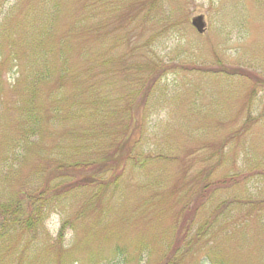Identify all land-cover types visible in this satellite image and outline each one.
<instances>
[{
	"label": "rangeland",
	"instance_id": "1",
	"mask_svg": "<svg viewBox=\"0 0 264 264\" xmlns=\"http://www.w3.org/2000/svg\"><path fill=\"white\" fill-rule=\"evenodd\" d=\"M45 62L41 134L21 142L17 106ZM62 62L76 81L58 90ZM91 82L109 114L48 120L56 93L81 102ZM127 104L148 114L144 163L110 155L104 194L69 189L34 231L14 226L8 207L49 179L38 168L62 147L95 154V137L111 147ZM183 251L178 264H264V0H0V264H170Z\"/></svg>",
	"mask_w": 264,
	"mask_h": 264
},
{
	"label": "trees",
	"instance_id": "2",
	"mask_svg": "<svg viewBox=\"0 0 264 264\" xmlns=\"http://www.w3.org/2000/svg\"><path fill=\"white\" fill-rule=\"evenodd\" d=\"M46 64L47 63L45 62L40 75L33 76L29 88L30 92H28L27 97L24 98L25 104L17 106L18 108L20 107L19 109L23 110L19 112L21 119L19 118L18 121L21 125V130L19 131L21 142H29L32 138H36L37 140L38 135L41 134V117L37 111L38 106H35V91L36 85L39 84V82L44 80L47 81L50 78V71ZM56 74L55 83L58 90L61 89L66 82L73 84L76 81V79H74V74L65 62H62L56 69ZM76 75L79 74L76 73ZM80 75L83 77V74L80 73ZM83 91L86 98L81 102L73 100V96H71L69 100H66L60 92L56 93L53 102H51L52 104L50 106L48 120L50 122L60 121L58 120L59 118L65 120L70 116H74L75 113L78 114V117H83L85 120H94L95 118L97 119V117H103L110 113L106 104V92L101 90V87L98 84L92 83L91 85L86 86ZM75 95L81 97L80 93H75ZM140 103L141 106H147L146 98L141 97ZM130 106V104H127L124 106L126 108L123 109V111L126 112V122L124 124V130L120 133V135L122 134V138L119 141H115L111 147H106V143H103L102 137H95V142H98L95 146V154L90 155L91 153H88L87 150H85L86 152L81 154V156L78 155L79 157H73L72 154L67 153L70 152V149L62 147L60 148L59 157L51 160L50 163L52 167L49 163L38 168L36 172L37 176H39V172L44 171L47 172L49 179H46L43 182H40L37 178L34 179V182L30 183L28 186L29 191L23 193V196L20 197L21 200L26 201V204L22 205L20 201H17L8 207L9 211H12L11 215L13 216V220L11 223L14 226L23 231H34L42 224L50 207H52L55 202L60 201L65 197L63 195L65 192H68L69 189L78 190L97 185L99 186V189L94 196L97 197L104 194L109 185L117 183L116 178L114 182L110 176L114 172L115 166H107L110 160L108 157L110 155L123 156L122 158L125 160L126 164L131 163L135 167L141 166L142 163H144V160L150 155V153H152L149 148L146 149L144 146L148 135L146 121L148 114L144 111L141 113H133ZM64 109L67 110L65 111ZM22 114H24V116H21ZM127 119L130 123H127ZM131 123L132 126L130 127ZM132 127L133 129L131 133H128L129 128ZM66 132H68V130H66ZM84 133L86 132L84 131ZM134 135L135 137H133ZM18 143V141L12 142L10 151H12ZM90 144H92V140L90 141ZM78 171H85V173L87 171V174L82 178V180H84L83 182L81 179L72 180V174ZM225 182L226 179L224 178L219 184H224ZM206 186L207 184L204 185V187ZM234 202V200L222 201L219 207H216V212L212 213L214 218L222 214V210ZM71 220L72 219L67 218L62 222L59 229L60 236L62 235V231L66 227V224L71 222ZM208 224L209 221H206L204 225L199 228V233L203 231L200 235L204 233V228L207 227ZM200 235H198L197 238ZM184 250L186 252L187 248ZM183 257L184 251L179 254L177 258H169L168 260H170V264H178L179 260ZM203 264H208V260L204 261Z\"/></svg>",
	"mask_w": 264,
	"mask_h": 264
},
{
	"label": "water",
	"instance_id": "3",
	"mask_svg": "<svg viewBox=\"0 0 264 264\" xmlns=\"http://www.w3.org/2000/svg\"><path fill=\"white\" fill-rule=\"evenodd\" d=\"M192 25L196 27L198 32L204 30V22L202 16H197L192 19Z\"/></svg>",
	"mask_w": 264,
	"mask_h": 264
}]
</instances>
